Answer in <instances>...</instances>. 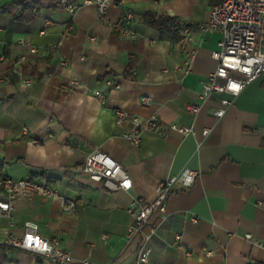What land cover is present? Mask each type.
<instances>
[{"label": "crops", "instance_id": "0c3cea01", "mask_svg": "<svg viewBox=\"0 0 264 264\" xmlns=\"http://www.w3.org/2000/svg\"><path fill=\"white\" fill-rule=\"evenodd\" d=\"M16 1L0 0V174L44 179L75 207L64 211L58 197L17 200L12 224L0 222L1 234L20 236L25 223L34 222L40 236L56 238L71 253L68 264H134L147 236V264H264V78L237 96L200 99L222 41L205 26L223 0H113L105 19L93 2L70 0L78 6L71 14L62 0H42L40 15L27 22L15 18ZM147 12L177 17L189 28L194 57L188 72L180 41L161 39L145 26ZM120 26L134 35L122 34ZM109 79L119 88L106 85ZM222 99L231 103L219 118ZM187 105L200 110L192 115ZM113 109L156 116L162 127L143 131L140 144L130 145L122 133L133 126L116 125ZM171 124L192 132L171 131ZM95 149L122 165L130 190L87 177L84 160ZM186 168L199 173L190 188L171 193L165 212L152 213L129 238L131 200L151 202L159 182ZM0 264L51 262L0 247Z\"/></svg>", "mask_w": 264, "mask_h": 264}, {"label": "built area", "instance_id": "2783aa9c", "mask_svg": "<svg viewBox=\"0 0 264 264\" xmlns=\"http://www.w3.org/2000/svg\"><path fill=\"white\" fill-rule=\"evenodd\" d=\"M112 1L86 0L85 3L93 2L96 5L98 16L105 19L107 9ZM69 2L70 0H62L69 12L73 14L78 6ZM205 28L219 31L222 41L219 43V48L212 53L217 64L202 84L200 99L204 100L213 94L221 93L237 96L246 86L264 78V0H223L210 9ZM66 30L68 32L73 30L71 22L66 25ZM118 30L126 36L134 35L123 26L118 27ZM40 34L43 35L44 31H41ZM180 36V47L185 54V71L188 72L194 57V51L188 47L192 40L189 28L182 26ZM90 40L94 39L90 38ZM29 50L31 53L36 52L35 47L32 46L29 47ZM25 59L22 56L19 61L23 62ZM24 83L28 86L31 84L29 80H25ZM70 84L73 85L76 82L71 81ZM106 85H110L114 89L119 88V85L111 79L106 81ZM94 94L99 102L104 104L105 99H103L102 92L95 91ZM142 101L148 103L149 98L144 96ZM230 103L228 99H222L215 115L219 118L223 117ZM186 110L190 114L196 115L200 106L187 105ZM113 117L116 125H122L125 122L132 124V130L123 132L122 138L133 146L140 144L143 131L156 132L162 127V122L153 115L141 118L121 109H113ZM168 129L184 135L192 132L191 128L177 124L169 125ZM208 133V129L202 131L203 136ZM83 172L90 180L100 182L111 190L128 191L132 187V181L122 165L99 149L87 154ZM198 174L197 171L186 168L179 174L159 182L155 187V197L151 202L133 198L127 207V212L132 218V224L127 229V236L130 238L139 234L152 213L165 212L168 196L175 191L188 190ZM36 195L44 198H60L64 211L72 210L75 207L74 199L61 196L58 190L44 179L40 181L27 178L14 180L0 174V222L6 219L12 224V211L15 202L20 199H31ZM37 229L36 223L27 222L24 232L20 236L2 235L0 232V247L30 252L48 259L51 264L74 262L71 253L61 249L56 238H44L38 234ZM105 238L106 235L103 236V240ZM148 238L149 236L138 249L134 264L148 263L150 253L147 247ZM246 238L250 239L251 236L246 235ZM210 254V251L206 252V255ZM78 264L93 263L81 260L78 261Z\"/></svg>", "mask_w": 264, "mask_h": 264}, {"label": "trees", "instance_id": "16d2710c", "mask_svg": "<svg viewBox=\"0 0 264 264\" xmlns=\"http://www.w3.org/2000/svg\"><path fill=\"white\" fill-rule=\"evenodd\" d=\"M42 0H18L16 5L19 10L15 14V18L20 21H30L40 15ZM141 22L158 32L161 39L168 40L172 43L181 39L180 30L183 26L181 20L171 15H158L154 12H147L141 17Z\"/></svg>", "mask_w": 264, "mask_h": 264}, {"label": "rangeland", "instance_id": "374dc122", "mask_svg": "<svg viewBox=\"0 0 264 264\" xmlns=\"http://www.w3.org/2000/svg\"><path fill=\"white\" fill-rule=\"evenodd\" d=\"M11 177H13V178H16V177H14L13 175H10Z\"/></svg>", "mask_w": 264, "mask_h": 264}, {"label": "bare ground", "instance_id": "6f19581e", "mask_svg": "<svg viewBox=\"0 0 264 264\" xmlns=\"http://www.w3.org/2000/svg\"><path fill=\"white\" fill-rule=\"evenodd\" d=\"M46 182H48V181H46Z\"/></svg>", "mask_w": 264, "mask_h": 264}]
</instances>
